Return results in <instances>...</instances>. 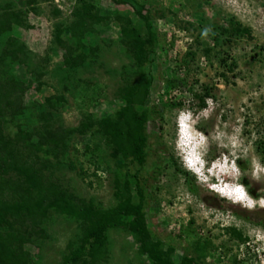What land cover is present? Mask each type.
I'll return each instance as SVG.
<instances>
[{
	"label": "rangeland",
	"instance_id": "374dc122",
	"mask_svg": "<svg viewBox=\"0 0 264 264\" xmlns=\"http://www.w3.org/2000/svg\"><path fill=\"white\" fill-rule=\"evenodd\" d=\"M86 5L100 19L78 48L71 25ZM139 11L154 37L141 64L121 30L128 21L146 35ZM4 12L12 14L9 28L0 30V81L19 79L27 89L19 113L0 114V128L8 144L46 163V182L107 209L117 204L125 183L132 202L143 188L151 235L172 249L175 263L187 256L194 258L187 264H264V157L258 149L264 140V0H0ZM237 22L241 32L233 29ZM58 25L72 55L84 54L81 64L65 63ZM18 46L23 52L16 60L4 54ZM139 73L151 79L139 107L147 111L142 162L114 153L113 139L97 124L76 130L89 117L93 123L114 119L124 105L123 88ZM47 110L51 128L73 131L64 146L31 147ZM180 117L188 121L185 142ZM20 132L32 135L22 139ZM185 151L194 152L195 168L185 163ZM130 219L108 228L109 255L98 264L147 262L137 252ZM41 226L44 232L24 245L33 264H61L67 244H79V222L52 211ZM232 227L244 242L232 236Z\"/></svg>",
	"mask_w": 264,
	"mask_h": 264
},
{
	"label": "trees",
	"instance_id": "16d2710c",
	"mask_svg": "<svg viewBox=\"0 0 264 264\" xmlns=\"http://www.w3.org/2000/svg\"><path fill=\"white\" fill-rule=\"evenodd\" d=\"M92 5H86L75 12V19L71 26L74 27L77 37V47L84 44L82 38L96 20L100 19L97 12L92 11ZM144 21L147 33L141 35L138 28L131 27L130 23L121 24V30L127 49L134 60L141 64L148 51L153 47V33L150 30L148 16L138 12ZM10 14L4 12L0 15V30L9 28ZM61 26L56 27V40L65 49L64 59L69 66H77L83 62L84 54L78 52L72 55V48L64 45L60 39ZM235 32H241L240 23L233 28ZM23 52L22 46L9 47L4 51L12 60L18 58V53ZM151 79L145 73H139L138 79L122 90L124 105L119 108L115 118L104 117L93 123L89 119L82 121L76 128L83 133L97 124L103 133L113 139L114 153L130 155L137 162L144 160V150L147 137L144 132L147 111L140 109L148 92ZM27 86L19 79L0 81V114L5 111L19 113L23 108L21 97ZM58 101L61 99L57 98ZM200 105L204 106V97H200ZM47 98L49 105L54 103ZM57 102V101H56ZM51 111H43L41 119L44 121L36 132L38 140L28 143L22 140L25 146L38 148L41 145H51L58 148L64 146L65 139L73 131L61 126L51 128L49 121L52 119ZM22 133V139L30 138L32 134ZM27 142V143H26ZM260 154L264 157V140L258 144ZM46 163L38 160L36 153H28L22 149L8 144L0 128V264H33L32 255L25 248V242L31 237L44 232L41 224L49 214L58 212L76 219L81 226V238L77 247L67 244V253L63 256L61 264H98L108 258L107 230L111 227H122L124 218L131 216L129 231L137 244V252L145 256L143 264H187L194 261L193 257L183 256L178 263L171 260L170 250H164L162 242L151 235L146 223L144 206V190L137 188L139 200L131 201L128 184L123 185L122 190H117V204L112 208H103L93 202L85 201L77 195L70 193L61 184L55 181L46 182L43 177V169ZM184 175L185 172L182 171ZM231 234L237 240L244 242L246 237L236 228L232 227Z\"/></svg>",
	"mask_w": 264,
	"mask_h": 264
},
{
	"label": "clouds",
	"instance_id": "9594fccd",
	"mask_svg": "<svg viewBox=\"0 0 264 264\" xmlns=\"http://www.w3.org/2000/svg\"><path fill=\"white\" fill-rule=\"evenodd\" d=\"M181 121L184 122L186 130H187V132H189V131H188V128H187V127H188V124H187L188 121H186V120H184V118H181V117H180V120H179L178 122H181ZM178 129H179V126H178ZM185 163H186V162H185ZM238 191H239V189H238ZM239 198H240V197H239ZM240 199H241V198H240Z\"/></svg>",
	"mask_w": 264,
	"mask_h": 264
},
{
	"label": "bare ground",
	"instance_id": "6f19581e",
	"mask_svg": "<svg viewBox=\"0 0 264 264\" xmlns=\"http://www.w3.org/2000/svg\"><path fill=\"white\" fill-rule=\"evenodd\" d=\"M194 165V164H193Z\"/></svg>",
	"mask_w": 264,
	"mask_h": 264
}]
</instances>
